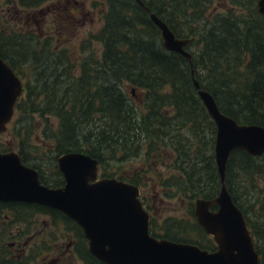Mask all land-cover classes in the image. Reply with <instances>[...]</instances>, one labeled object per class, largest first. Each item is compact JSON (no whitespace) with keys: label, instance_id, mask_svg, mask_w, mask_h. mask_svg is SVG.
Here are the masks:
<instances>
[{"label":"trees","instance_id":"1","mask_svg":"<svg viewBox=\"0 0 264 264\" xmlns=\"http://www.w3.org/2000/svg\"><path fill=\"white\" fill-rule=\"evenodd\" d=\"M53 1L68 2L5 0L0 6L10 3L25 11ZM77 1L72 0L70 8L81 4ZM139 1L176 38L187 40L193 77L218 110L237 124L264 128V18L256 11L257 0H218L225 1L223 13L212 11L216 0ZM102 2L101 26L80 43L77 62L53 42L60 27L56 38H40L26 21L21 33L0 28V58L21 80L25 94V99H17L10 122L20 161L37 171L42 185L56 188L62 185L56 158L67 152L84 153L98 162L99 177L137 186L146 211L148 193L185 204L191 222L166 219L155 225L150 218L152 237L213 250L212 241L195 221L193 202L213 200L219 191L213 158L215 127L193 89L190 66L179 54L162 48L158 30L134 0ZM35 114L44 119L38 131L32 122ZM35 134L36 144L31 142ZM38 143L48 149V157L32 154ZM0 152L6 147L1 145ZM163 166L170 172L160 176ZM148 174H154L151 180ZM224 186L244 217L258 264H264V153L254 157L232 151ZM35 214L72 233L71 256L82 264H102L88 254L80 228L62 214L38 205L4 202H0V264H26L33 259L31 252H25L13 260L11 243L2 237L12 224L26 235ZM172 224L176 235L167 232ZM40 249L36 246L41 255Z\"/></svg>","mask_w":264,"mask_h":264},{"label":"water","instance_id":"2","mask_svg":"<svg viewBox=\"0 0 264 264\" xmlns=\"http://www.w3.org/2000/svg\"><path fill=\"white\" fill-rule=\"evenodd\" d=\"M134 1L158 30L162 48L179 54L191 69L187 40L176 38L163 21L139 0ZM256 11L264 18V0H257ZM191 82L215 127L213 158L219 191L213 200L193 203L196 223L211 238L215 251L151 237L138 188L97 178V161L83 153L67 152L56 158L63 180L57 189L43 186L37 172L21 164L15 152L0 153V202L37 204L60 212L82 230L88 253L103 264H258L246 222L225 189L224 170L234 150L254 157L264 153V128L237 124L218 110L212 96L193 77ZM21 92L20 80L0 58V134ZM212 206L216 209L211 210Z\"/></svg>","mask_w":264,"mask_h":264},{"label":"rangeland","instance_id":"3","mask_svg":"<svg viewBox=\"0 0 264 264\" xmlns=\"http://www.w3.org/2000/svg\"><path fill=\"white\" fill-rule=\"evenodd\" d=\"M3 1L5 0H0V3L2 4ZM79 1H77V3H79ZM217 2L220 1L216 0L212 4V11L215 13H223L226 6L225 1L220 3ZM73 5L74 3L72 0H68V2L53 1L49 4L43 5L38 9L22 11L16 9L15 6L12 7L9 3L8 6H0V28L7 30L9 33H21V31L24 29V26L26 25L24 23L26 21L29 30L34 32L40 38L45 35H51L56 38L57 29L60 27L58 30L60 34L57 36L58 40L53 39V42L57 45V47H59L58 50H65L67 52L72 62H77L81 59L79 45L83 40H85V38L88 37L89 34L94 33L101 26V15L104 8L102 0H81V4H77L75 8H70ZM63 7H65V9ZM69 8L71 15L68 12ZM43 9H45V12H43ZM58 16L65 17L64 20L67 21L62 20V18H56ZM62 25L66 26L65 30L63 27H61ZM189 48H191V45ZM28 81L31 82L32 79L29 78ZM139 96V94L136 95L137 98ZM20 97L25 99L23 90L20 94ZM46 120L50 125H53L51 117L46 118ZM32 122L34 128H36L38 131L42 128L44 119L35 114L33 115ZM4 131V133L0 134V146L3 145V147H6V152H16L15 142L13 139L14 130L11 128V123L7 125L6 130ZM35 140H38L36 134L35 139L31 140V142L35 143ZM36 146L37 147L31 150L35 157L46 158L49 156L50 153L46 147L44 148L43 144L40 145V143H38ZM166 164H168V162L164 161V165ZM48 170H50V168L45 169V171ZM159 170L160 176L166 175L170 172V168L164 166L160 167ZM45 175L49 176V172H46ZM151 176H154V174H148L147 179L151 180ZM51 177L55 178L54 176H50V178ZM153 195L154 194L152 193H148L146 197L148 198L147 211L150 214L152 221H155V225H161L166 219L173 220L182 218V223L184 221L189 223L191 222V219L189 220L188 214L185 213L184 203H182V205L180 204L181 202L163 199L161 198V195ZM175 226L176 224L168 226L169 231L167 232L171 235H176L177 230L173 229ZM19 228V225L12 224L8 228L9 233L7 231L4 237H2L4 240H7L8 238L9 243H12V248L9 249L13 260L20 259L21 255L18 254V249L21 248V245L26 240H28V238H31L32 242L36 243L38 248H41L40 250L43 251L41 255L37 254L36 245H34L33 252H31L33 259L26 261V264L57 263L59 261L58 257L64 252L66 246L68 249H72V243L74 244L71 238V236L73 237L71 232H68L65 229L63 230L61 224H54V222L44 215L35 214L30 218L26 227V235L22 236V233L19 232ZM162 231L165 232L166 230L162 229ZM16 234H20L22 237L19 239L18 237H15ZM156 234L159 233L156 232ZM189 235L193 236L191 233ZM41 239L44 243L40 241ZM14 243L16 246H14ZM26 254L27 253H25L22 257H24ZM65 258L69 259H66L63 262L60 261V264H82V262L75 256Z\"/></svg>","mask_w":264,"mask_h":264},{"label":"flooded vegetation","instance_id":"4","mask_svg":"<svg viewBox=\"0 0 264 264\" xmlns=\"http://www.w3.org/2000/svg\"><path fill=\"white\" fill-rule=\"evenodd\" d=\"M4 203H20V204H25V203H21V202H4ZM149 214V213H148ZM149 219H150V214H149ZM149 221L148 220V224H149ZM34 245L38 246L36 243H33L32 242V239L28 238V240H26L22 245H21V248L18 249V254L19 255H22L24 252H27V253H30L33 251V248H34ZM14 246H16V244L14 243ZM9 247L12 248V243L9 245ZM214 251V250H213ZM65 257H71V254H70V249H68V247L66 246V249L64 250L63 253L60 254V256L58 257L59 258V261L56 263V264H60L61 262L65 261L66 259H69V258H65ZM61 261V262H60ZM54 263V264H55Z\"/></svg>","mask_w":264,"mask_h":264},{"label":"bare ground","instance_id":"5","mask_svg":"<svg viewBox=\"0 0 264 264\" xmlns=\"http://www.w3.org/2000/svg\"><path fill=\"white\" fill-rule=\"evenodd\" d=\"M191 71H192V73H193V70H192V68H191ZM192 77H193V74H192ZM193 79H194V77H193ZM195 80V79H194Z\"/></svg>","mask_w":264,"mask_h":264}]
</instances>
